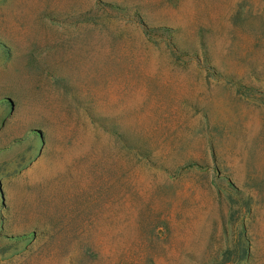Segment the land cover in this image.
<instances>
[{"label": "rangeland", "instance_id": "1", "mask_svg": "<svg viewBox=\"0 0 264 264\" xmlns=\"http://www.w3.org/2000/svg\"><path fill=\"white\" fill-rule=\"evenodd\" d=\"M0 264H264V0H0Z\"/></svg>", "mask_w": 264, "mask_h": 264}, {"label": "trees", "instance_id": "2", "mask_svg": "<svg viewBox=\"0 0 264 264\" xmlns=\"http://www.w3.org/2000/svg\"><path fill=\"white\" fill-rule=\"evenodd\" d=\"M244 255L242 256L241 260L247 257L248 251L247 249H243Z\"/></svg>", "mask_w": 264, "mask_h": 264}]
</instances>
